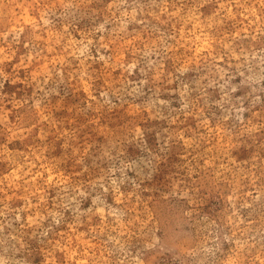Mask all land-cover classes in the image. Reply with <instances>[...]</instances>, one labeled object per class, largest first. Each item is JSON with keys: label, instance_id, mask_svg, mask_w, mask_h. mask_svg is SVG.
Here are the masks:
<instances>
[{"label": "rangeland", "instance_id": "1", "mask_svg": "<svg viewBox=\"0 0 264 264\" xmlns=\"http://www.w3.org/2000/svg\"><path fill=\"white\" fill-rule=\"evenodd\" d=\"M0 264H264V0H0Z\"/></svg>", "mask_w": 264, "mask_h": 264}]
</instances>
